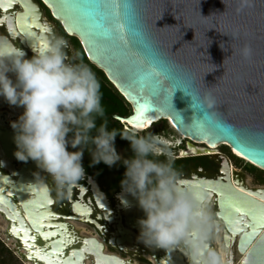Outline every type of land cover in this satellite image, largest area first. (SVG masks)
<instances>
[{"label":"water","instance_id":"water-1","mask_svg":"<svg viewBox=\"0 0 264 264\" xmlns=\"http://www.w3.org/2000/svg\"><path fill=\"white\" fill-rule=\"evenodd\" d=\"M40 1L130 105V115L117 121H166L185 139L224 146L264 172V0ZM9 188L27 222L11 200L4 204L33 247L31 231L42 234L48 200L33 198L35 190L24 183ZM214 191L224 230L238 238L239 264H264V195L231 182ZM61 243L52 242L48 257L39 249L40 260L80 264L79 253L75 262L61 259ZM96 258L115 264L112 257Z\"/></svg>","mask_w":264,"mask_h":264},{"label":"clouds","instance_id":"clouds-1","mask_svg":"<svg viewBox=\"0 0 264 264\" xmlns=\"http://www.w3.org/2000/svg\"><path fill=\"white\" fill-rule=\"evenodd\" d=\"M33 39L30 35L25 39L31 41L33 52L27 59V53L12 39L0 35V98L10 107L24 109L10 125L17 149L14 156L19 162H35L40 170L33 173L36 182L30 184L36 198H65L85 178L83 157L87 151L90 167L122 164L126 169L121 189L144 213L137 221L138 243L163 250L182 246L188 264H223L221 255L209 246L215 224L205 206L204 186L179 179L173 153L162 137L109 131L106 121L98 125L105 109L101 85L92 71L77 63L75 55L66 54L69 46L63 37ZM220 48L228 51L221 44ZM241 54L247 59L251 51L245 47ZM187 95L199 99L194 93ZM205 102L212 106L210 96ZM118 135L130 143L132 158L124 159L117 153Z\"/></svg>","mask_w":264,"mask_h":264},{"label":"flooded vegetation","instance_id":"flooded-vegetation-1","mask_svg":"<svg viewBox=\"0 0 264 264\" xmlns=\"http://www.w3.org/2000/svg\"><path fill=\"white\" fill-rule=\"evenodd\" d=\"M0 35L12 39L17 48L27 53V59L33 56L30 48L31 41L25 40L27 35L34 38L33 42L52 37H63L66 41L70 38L71 43H68L69 49H65L66 54L69 57L75 55L77 63H85L99 81L101 94L103 88H107L111 94H117L124 100L107 79V83H104L98 73L101 71L91 65L85 55V60L78 56L73 38L65 34L61 25L52 18L50 11L40 0H0ZM9 78L15 81V76L11 73H9ZM102 99H104L103 96ZM106 100L102 101L104 105H108L104 108L105 117L103 120L98 119L97 124L106 121L109 131L112 129L121 132L135 131L130 125L117 121L115 117H120L119 115L109 113L107 108L110 106L114 108L116 104L109 101V98ZM124 106L130 109L131 113V107L125 100ZM23 111L24 109L20 107H10L3 98H0V216L6 223L4 234L7 239L14 241V251L21 260L16 258L21 263L27 261L29 264H46L40 258L48 257L47 252L50 253L52 250V242L58 241L62 242L61 255L63 257L61 259L63 261L72 258L75 262L76 254L79 253L80 264L86 261L90 264H101L97 261L96 254L114 258L115 264H132L134 261L141 264H188L182 246L168 250L149 249L137 242L139 235L137 221L144 218V213L139 209L137 201L130 195L124 194L121 189V181L126 169L122 164H117L112 168L103 163L90 167L91 156L87 151L83 157L85 178L72 188L65 198L47 199L48 202L41 211H47L50 215L43 221L46 226L41 229L42 234L31 231L36 243L35 246L30 247V237L23 233L19 222L14 220L13 214L4 204V199L11 200L19 216L25 223L27 222L20 201L16 198L14 191L9 188L20 182V184L24 183L29 190L34 189L30 185L36 182L33 173L40 171L35 162H19L9 152V148L12 149L11 151L17 150L14 144V132L10 125L18 120ZM165 124L166 121H159L150 128L136 132L140 135L152 133L162 137L166 141V147L173 153L175 167L180 173L179 179L184 183H200L207 190L205 206L211 213L215 224L209 246L219 253L216 235L219 234L221 227L224 228V225L218 217V196L214 191L215 187L231 182L254 194L264 195V189L261 186L248 187L240 174L243 169L249 175L262 171L250 166L246 161H240L224 146L211 148L206 143L199 144L185 139L172 127L169 131ZM115 147L117 153L124 159L134 156L130 143L121 139L119 135L116 137ZM68 150L76 151L71 148ZM159 159L163 160L164 157L160 156ZM40 174L47 176L43 172ZM258 177L260 178L256 175L257 179ZM32 197L34 198L35 195L33 194ZM122 201H126L127 204L125 205ZM74 224L88 228L92 231L91 236L79 235V231L73 227ZM22 233L26 236L27 243L22 241ZM220 237L221 245L228 255V264H233L235 256L241 258L237 250L238 238L229 233L226 235L223 233ZM39 249L44 250L43 256L38 255ZM14 251L9 252L15 257ZM31 257H34L36 262H32Z\"/></svg>","mask_w":264,"mask_h":264},{"label":"rangeland","instance_id":"rangeland-1","mask_svg":"<svg viewBox=\"0 0 264 264\" xmlns=\"http://www.w3.org/2000/svg\"><path fill=\"white\" fill-rule=\"evenodd\" d=\"M48 19V18H47ZM54 25V23H53ZM64 35V34H63ZM66 37V36H65ZM68 43H71L70 38L67 39ZM85 65V63H83ZM166 127L169 131H171V126L168 122H166ZM243 162V160H240ZM251 170V168H250ZM240 174L243 176L245 183L248 187H253V186H261L264 189V172H259L256 171L254 174L259 175L260 178L258 177V179L256 178V175L254 176V174L249 175L248 172H245V170H241ZM5 221L3 220V218L0 216V241H1V245L2 248L5 250L3 251L0 248V264H29L27 261H22V263L18 260L20 258H18V254H16V252L14 251L15 249V245H14V241L13 240H9L6 238L5 234H4V228H5ZM75 229H77L79 231V235H86V236H91L92 231H90L88 228H85V226L82 225H77L74 224ZM3 241V243H2ZM10 250L14 251L15 257L12 256V254H10ZM13 254V255H14ZM18 259H17V258ZM21 260V259H20ZM240 258L238 256H235L234 260H233V264H239ZM84 264H90L89 261H86ZM132 264H141L138 261H134L132 262Z\"/></svg>","mask_w":264,"mask_h":264},{"label":"trees","instance_id":"trees-1","mask_svg":"<svg viewBox=\"0 0 264 264\" xmlns=\"http://www.w3.org/2000/svg\"><path fill=\"white\" fill-rule=\"evenodd\" d=\"M73 44L77 50V53H78V56L85 60V57H84V54H83V51L78 43V41L76 39L73 38ZM101 77L103 78V81L104 83H107V80L105 78V76L101 73V72H98ZM102 96L103 98L105 99H102V101H107L106 98H109V101H112L114 102V104H116L114 106V108H112L110 106V108H107L109 109V113H115L117 115H119L120 117H127L128 115H130V109H128L127 107L124 106V100L119 97L117 94H111V91L110 90H107V88H103L102 90ZM102 106L105 108L106 106L108 107V105H104V103H102ZM106 113V111H105ZM105 117V116H104ZM0 248L5 251L3 248H2V245L0 244Z\"/></svg>","mask_w":264,"mask_h":264},{"label":"bare ground","instance_id":"bare-ground-1","mask_svg":"<svg viewBox=\"0 0 264 264\" xmlns=\"http://www.w3.org/2000/svg\"><path fill=\"white\" fill-rule=\"evenodd\" d=\"M130 126L135 130V131H143V130H145V129H147V128H150V127H152V125H151V123L150 122H148L147 124H145L144 126H141L140 124H138V123H132V122H130ZM183 138H185V137H183ZM196 143H198V142H196ZM199 144H201V143H199ZM218 146V145H217ZM217 146H214V147H211V148H215V147H217ZM231 153H232V155L234 156V157H236L237 159H243L240 155H238L237 153H234V152H232L231 151ZM248 190V189H247ZM219 234L218 235H216V242H217V244H218V246H219V253H220V255H221V257H222V259H223V264H228V255H227V252H226V249L221 245V241H220V236H221V234H223V233H225V235L226 234H228V232H226V231H224V228L223 227H221L220 229H219ZM21 238H22V241L23 242H25V243H27V241H26V236L25 235H23V233H22V235H21ZM230 241V240H229ZM31 260H32V262H36V260L34 259V257H31L30 258ZM34 260V261H33ZM40 263V262H39ZM44 263H46V262H44Z\"/></svg>","mask_w":264,"mask_h":264},{"label":"snow or ice","instance_id":"snow-or-ice-1","mask_svg":"<svg viewBox=\"0 0 264 264\" xmlns=\"http://www.w3.org/2000/svg\"><path fill=\"white\" fill-rule=\"evenodd\" d=\"M126 7H130V5H126ZM141 115H143V112L141 113Z\"/></svg>","mask_w":264,"mask_h":264}]
</instances>
